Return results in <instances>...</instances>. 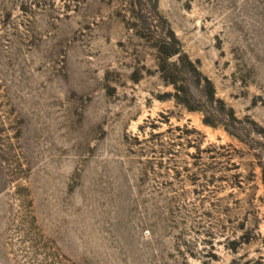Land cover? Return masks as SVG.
Instances as JSON below:
<instances>
[{
  "label": "rangeland",
  "instance_id": "1",
  "mask_svg": "<svg viewBox=\"0 0 264 264\" xmlns=\"http://www.w3.org/2000/svg\"><path fill=\"white\" fill-rule=\"evenodd\" d=\"M0 264H264V0H0Z\"/></svg>",
  "mask_w": 264,
  "mask_h": 264
}]
</instances>
